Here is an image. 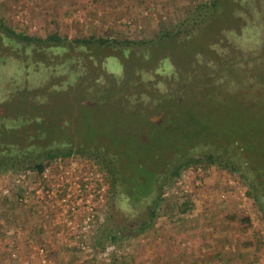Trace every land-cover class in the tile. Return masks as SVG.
<instances>
[{"label":"rangeland","instance_id":"374dc122","mask_svg":"<svg viewBox=\"0 0 264 264\" xmlns=\"http://www.w3.org/2000/svg\"><path fill=\"white\" fill-rule=\"evenodd\" d=\"M211 2L0 0V20L5 26L41 38L56 33L66 40L56 47L25 46L0 29V148H10L14 154L25 142L39 143L47 138L52 141H48L51 148L75 145L85 151L49 162L40 175L32 169L0 170V253L6 254L10 263L31 264L34 260L41 264L38 250L42 248L44 254L49 246L40 230L33 233L41 224L42 231L56 230L49 236L61 237L54 243L60 244L58 257L45 256L49 264H140L139 254L131 251L143 248V243L154 250L161 232L177 230L179 221L187 223L202 214L232 219L245 233L264 236V217L238 173L202 162L182 168L177 179L162 182L165 160L172 162L177 155L184 159L183 150L197 155L209 151L207 144L198 145L195 132L199 127L185 113L206 112L208 119L202 122L209 140L226 136L231 147L248 125L244 124L246 112L263 110L264 87L255 83L264 75V0H218L216 17L207 28L185 34L203 14L202 9L207 6L205 11L210 12ZM203 3L202 9L196 8ZM164 29L172 36L183 30L182 41L172 37L155 45ZM88 36L108 39L107 45H67L68 40ZM125 41L132 43L124 45ZM194 45L197 47L192 49ZM182 72L186 77L200 73L202 84L219 85L201 90L191 85L186 99L200 100L198 108L184 110L182 115L174 113L164 122L162 112L156 123L150 121L159 110H152L145 94L150 92L155 98L162 91L168 93L177 87V75ZM228 81L233 85L228 86ZM126 95L131 96L129 106L119 100L121 96L127 103ZM176 97L180 101V95ZM245 102L251 103L249 107ZM184 135L186 139H182ZM123 161L132 196L137 195L130 180L138 174L143 179L140 192L162 183L163 199L150 227L129 236L114 231L117 237L111 242V238L104 240L116 219L111 218V180L106 168L121 166ZM70 169L80 170L78 175L91 171L98 183V191L92 190V197L86 195L82 200L95 210L92 240L86 242L74 238L83 209L70 214L59 202V186L73 181ZM15 177L20 182L13 185ZM22 191L26 198L17 201L15 195ZM143 198L134 209L127 210L122 202L116 206L130 216L135 210L143 213L147 202ZM183 201H188V206L182 212L179 203ZM4 202L12 205L9 211ZM101 238L103 247L98 245ZM178 244L184 246L185 240ZM106 246L111 250L106 251Z\"/></svg>","mask_w":264,"mask_h":264},{"label":"trees","instance_id":"16d2710c","mask_svg":"<svg viewBox=\"0 0 264 264\" xmlns=\"http://www.w3.org/2000/svg\"><path fill=\"white\" fill-rule=\"evenodd\" d=\"M217 1L218 0H212V2L210 3L211 6L208 9L210 10V12L205 11L207 10L205 9L207 7L205 3L200 4L198 5V7H196L197 9H200L201 5L206 6L204 9L201 8L204 11L203 14L199 15L197 21L193 22L190 29L187 31L188 33L186 32L185 34H189V32H192L194 30L199 31L202 27V29L207 28L206 25L210 23V21L213 20L214 17H216L217 11L219 9L218 5H216ZM199 12H201V10H199ZM0 29L1 31L3 30L2 32L6 36L16 38L17 41L25 46H38L39 48L48 44L49 47H56L62 45V42H66L65 38L60 37L56 33L41 38L37 36L26 35L20 31L15 32L14 29L5 26L1 20ZM182 32L184 31H177L176 34L172 36L170 32L165 31L164 29L157 37L158 41L155 42V45L161 44V40L169 42L171 41L172 37H175V39H179L180 41H182ZM107 40L108 39L102 38L100 36H88L80 38L76 37L74 39L68 40L67 45L69 47H72L73 44L97 43V45L101 47L103 45H107ZM130 43L132 42L125 41L124 45H129ZM151 47H154V45ZM196 47L197 45H194L192 49H195ZM147 48H149V46L144 47V49ZM188 50L190 51L189 47ZM157 51H160V49L158 48ZM177 76H179V83L177 87L170 88L168 93L162 91L159 96L155 98L152 97L150 92L145 94L144 96V99L148 97L147 99H149L148 101L150 102L149 105H153L152 110H159V112L163 111V122L165 120H171V116L174 113H176V115H182L183 112H185L184 110L188 111L190 108L192 110V107L194 109L198 108L200 100L197 101L196 99H194V101H189V99H186V92L190 90L191 85L198 87L200 90L205 88H217V86L219 85L218 82L214 84L209 83L208 86L202 84L201 79L203 78V76L197 72L192 76L186 77L184 72L178 74ZM260 80L261 81H257L255 84L258 85L259 83V85H262L264 87V75H261ZM227 85L232 86L233 83L228 81ZM228 91H230L231 93L233 92V90ZM239 94L243 97H246V95L243 93ZM177 95H180V101L177 100ZM261 96L264 97V94L262 93ZM116 97L118 98V96ZM120 97V102L129 106V100H131V96H123L125 98L124 100L127 101V103L123 102ZM244 104H247L246 106L249 107L251 103L245 102ZM260 104L262 105L261 107H263V110H259L258 112L248 110L246 112L247 116L245 117L244 124L246 123L245 125H248L246 127H243L245 130L242 131V133L238 136L236 145H231V147L228 146V143L226 142V136L215 140H209L204 130L206 124L202 122L203 120L208 119V114L206 112H197L192 110L190 113H185L186 115H189V120L193 122L196 127H199L195 132L196 139L199 138L198 140H196L198 142V145L203 144L202 146H204L205 144H207L206 148L209 149V151H207L206 153L203 152L202 155H197L193 150H189L186 152H184L183 150L181 153L183 157H185L184 159L180 158V156L177 155L176 157L173 156L172 162L169 160H165V163L161 166V176L163 177L162 182H165L169 178L177 179L180 170L184 167H191L192 165L196 166L197 164H200L202 162L207 164L219 165L220 167L228 171L238 173L239 176L247 182V187L249 189L247 194L252 197L255 205L257 206V209L261 213V216L264 217V101L262 102L261 100ZM145 116L146 115L144 114V117ZM146 122H148V120ZM203 123L205 124L204 126ZM201 124L202 126H199ZM250 124H252L253 126H249ZM152 125L151 126L154 128L159 127L155 124ZM186 138V135L182 137V139ZM48 141L52 142L47 138L39 143L38 141L25 142V145L20 147L18 153L14 154L10 153V148H0V170L32 169L35 170L38 175H40L49 162L57 158L70 157L76 152H85L84 150L80 149V147L76 148L75 145H69L68 147H64V149H54L51 148V144L48 143ZM189 149H191V147H189ZM260 154L263 155L261 156ZM94 156L96 157L95 154ZM174 162L177 163L173 164ZM126 168V163L124 161L122 162L121 166L111 165V170L110 168H106V172L110 175L111 180V182H109L111 186V218H115L116 216V219H114V223L111 227V234L108 233L107 235H105L104 240H109V238H111V242H114L117 237L116 234H114V231H117L119 235L124 234L126 236H129L137 235L138 233H141L145 229L150 227L157 217L159 207L158 204L160 200L163 199L161 194L162 183H159L160 185L151 187L148 190L146 189L143 193L140 192V187L142 185L143 179L141 176H138V174L136 176H133L130 180L134 183L132 190H134V193H136L135 195H137L132 196L130 192L131 189H129L130 186H128L125 181V178L129 175L127 174ZM93 182L95 184L94 186L98 187L97 180H94ZM118 186L119 189H117ZM141 197L147 198V202H145L146 205H144L143 203V206H146L143 213H139L137 210H135L136 212L130 216L127 211L122 210V208L116 206L117 202H122L126 204L127 210H130V208L134 209V205L138 204V202H141ZM187 202L188 201H183L179 203L180 210L182 212L187 209ZM98 241L99 238L96 242ZM101 242H103V238H101L100 243H98L99 247L104 246L101 244Z\"/></svg>","mask_w":264,"mask_h":264},{"label":"crops","instance_id":"0c3cea01","mask_svg":"<svg viewBox=\"0 0 264 264\" xmlns=\"http://www.w3.org/2000/svg\"><path fill=\"white\" fill-rule=\"evenodd\" d=\"M4 203L5 208L8 207L9 211L12 205ZM27 213L29 214V212ZM198 214L201 216L200 213ZM20 220L22 219L20 218L18 222ZM236 222L227 218L220 219L212 216L206 218L202 214V217L191 219L187 223L179 221L175 224L177 230L171 228V231L161 232L154 250L143 243V248L140 247L139 250L137 248L130 254H139L140 264H264V236L258 235L260 239L253 237V235L245 233V228H238ZM2 223L4 222L2 221ZM51 223L48 222V224ZM39 226L33 230V233L40 230V235L44 236V240L47 239L45 243L49 246H47L48 249L46 248L44 256L58 257L60 244L55 245L54 243L61 241V237L52 236L56 233L55 229L45 232ZM64 236V241H66L69 237L67 233ZM11 239L16 240L13 236ZM180 239L185 240L184 246L178 244ZM49 241L50 243H47ZM31 253H29L30 258L33 256ZM150 253L152 255L148 256ZM21 262L12 260L10 263L6 254L0 253V264H22ZM34 263V260H31V264Z\"/></svg>","mask_w":264,"mask_h":264},{"label":"built area","instance_id":"2783aa9c","mask_svg":"<svg viewBox=\"0 0 264 264\" xmlns=\"http://www.w3.org/2000/svg\"><path fill=\"white\" fill-rule=\"evenodd\" d=\"M69 171H70L69 176H71V179H73V181L72 180L66 182L63 181L62 184L59 186L60 188L59 202L62 206L64 207L66 206L69 209L70 214L71 213L74 214L79 209H83L82 214L84 213V215L81 217V222H80L81 224H79L80 229L77 230L78 233H74V238L75 241L86 242L92 240V237L90 235L91 234L90 230L94 224L95 210L90 205L86 206L82 200L83 197L86 195L92 197V193H93L92 190L95 189L96 191H98L99 188L95 187L94 186L95 184L93 182L94 180L97 179L95 177V173L91 171H85L81 175H78V173L81 172L80 170L70 169ZM18 177H15V181L13 182L14 183L13 185L18 184L20 182V179ZM23 193L24 192L22 191L17 195H15V199H17V201H24L26 197L25 195H22ZM38 193H40V191H38ZM60 208L62 209V207ZM105 250L106 251L111 250V246H106ZM38 252L40 254V263L49 264L48 260L45 258L43 254V249L39 248Z\"/></svg>","mask_w":264,"mask_h":264},{"label":"water","instance_id":"95a60500","mask_svg":"<svg viewBox=\"0 0 264 264\" xmlns=\"http://www.w3.org/2000/svg\"><path fill=\"white\" fill-rule=\"evenodd\" d=\"M161 115H162V112L158 113V114L156 115V119L160 118ZM149 119H150V121H153V122H155V123L157 122L156 119H154V118H149Z\"/></svg>","mask_w":264,"mask_h":264},{"label":"flooded vegetation","instance_id":"af4514ba","mask_svg":"<svg viewBox=\"0 0 264 264\" xmlns=\"http://www.w3.org/2000/svg\"><path fill=\"white\" fill-rule=\"evenodd\" d=\"M160 112H163V111H160ZM160 112H159V113H160ZM157 114H158V113H157ZM155 119H156V117H155ZM154 123H155V122H154ZM57 159H62V158H57Z\"/></svg>","mask_w":264,"mask_h":264}]
</instances>
